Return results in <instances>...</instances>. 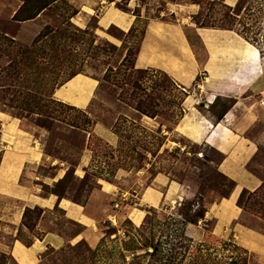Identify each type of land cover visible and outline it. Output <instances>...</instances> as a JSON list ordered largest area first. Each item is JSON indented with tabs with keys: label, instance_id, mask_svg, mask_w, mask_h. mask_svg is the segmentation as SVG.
<instances>
[{
	"label": "rangeland",
	"instance_id": "rangeland-1",
	"mask_svg": "<svg viewBox=\"0 0 264 264\" xmlns=\"http://www.w3.org/2000/svg\"><path fill=\"white\" fill-rule=\"evenodd\" d=\"M127 1H53L35 22L39 30L27 44L21 42L32 38L34 27L17 29L6 18L7 11L0 12V34L16 36L15 44L0 36V170L19 165L22 181H27L35 175L52 177L55 167H62L61 178L39 184L42 193L86 203L85 211L97 219L94 247L85 242L67 246L60 253L49 254L46 264H148L150 255L145 252L152 251L145 246L148 243H159L170 264H257L241 245L212 232L214 218L194 224L203 228V234L200 228L196 234L187 231L184 221L196 219L233 187V180L218 169L222 155L201 138L208 131L206 126H211L209 112L220 114L231 99H217L208 107L199 90L211 87L223 74L200 71L192 85L184 87L162 69H139L134 62L147 23L180 21L187 40L182 39L179 48L184 56L192 59L193 55L197 65L207 50L217 49L209 45L215 40L243 42L241 51L232 53L230 63L240 62L241 66L250 60L257 67L251 77L237 82L243 90L260 74V57L264 59V0H237L232 6L224 0ZM176 4H193L197 10L188 14L180 7L184 11L176 15L168 10L178 8ZM113 7L115 12L132 15L126 31L115 24L106 29L99 26L106 11L101 22L113 19L109 12ZM194 28L202 36L204 29H225L228 35L218 37L208 30L209 36L203 37L209 41L205 46ZM77 73L100 81L99 90L84 109L54 96L55 88ZM252 103L249 109L257 111L258 104ZM245 105L240 108L244 110ZM5 120L16 124L14 129L8 130ZM105 125L114 134L113 143L101 135ZM31 150L36 161L25 160ZM258 154L252 165L264 160V152ZM182 191L184 195L179 197ZM25 208L23 225L14 232L28 242L37 231L35 213ZM52 211L66 235L82 229L57 207ZM253 215L264 220L247 210L241 221L264 231V222ZM9 262L0 253V264Z\"/></svg>",
	"mask_w": 264,
	"mask_h": 264
},
{
	"label": "crops",
	"instance_id": "crops-1",
	"mask_svg": "<svg viewBox=\"0 0 264 264\" xmlns=\"http://www.w3.org/2000/svg\"><path fill=\"white\" fill-rule=\"evenodd\" d=\"M224 1L232 6L237 0ZM131 3H135V0H132ZM22 4L23 0H0V12L6 10L8 14L6 18L16 23L17 29L27 25L34 27L32 38L27 42L20 41L27 44L32 41L39 30L35 22L38 21L41 13L47 8L40 11L32 19L13 20V15ZM176 5L178 8L172 6L168 8L170 12L176 15L184 11L180 7H185L188 14L197 10V7L193 4ZM110 9L112 11L109 12H113V19L106 24L101 22V19L107 13L106 11L100 18L99 26L106 29L110 24H115L121 30L126 31L133 22L132 15L115 12V7ZM188 17L190 16L188 15ZM155 22L160 24L158 28L154 26ZM187 25L191 26V23ZM204 30L206 32L202 36L199 30L194 28L195 33L205 46L206 41L207 43L209 41L204 40L203 37L209 36L211 32L208 33V30L214 31L212 32L213 35L218 37L228 35L225 29ZM12 37L16 36L12 35ZM182 39L187 40L180 21L174 23L153 20L147 23L134 66L139 69L150 67L162 69L184 87L192 85L200 71L207 74L213 72L215 76L223 74V79L218 78L211 87L199 90L201 93L200 98L204 99L203 102L208 107H211L217 99H231V103L223 110L221 118H218L217 114L209 112L211 126H206L208 131L201 138H203V142L214 147L222 155L217 164L218 169L234 181V186L226 197H220L205 208L204 218H214L215 224L212 229L214 234L220 237H229V239L246 249L257 264H264V231L257 226L244 224L241 220L245 211L237 204L238 197L243 189L253 191L264 181V160L256 161L252 165L257 154L264 152V64L261 65L263 58L260 57V74L254 81L248 83L243 90H239L240 85L237 84L242 83L243 80L251 77L257 71V67L255 68L250 60L245 61L241 66L240 62L238 64H235V62L230 63L232 53L235 49L241 51L244 47L243 42L233 38L217 39L214 43L209 44L217 49L211 52L207 50V56H205L203 62L197 65L193 55L191 59L181 52L179 42ZM236 71H241V73L237 74ZM209 79V77H206L207 81ZM99 84L100 81L97 77L77 73L63 84L58 85L54 90V96L60 102L84 109L91 104L96 91L99 90ZM253 100L258 104L259 109L257 111L249 109L251 104L253 105ZM244 103H246V108L242 110L240 105ZM5 122L8 123L6 127L8 130L9 128L12 129V126H16L13 123L9 124L8 120H5ZM255 126H259L260 130L253 129ZM251 128L253 132H251ZM101 131L103 139L113 143L115 138L110 126H102ZM21 136L25 139L24 135L18 137L22 138ZM23 145L26 147L27 143L23 142ZM26 155H28V158L25 159L27 161L37 160L33 150ZM52 164L55 166L54 163ZM64 171L62 167H55L52 177L40 175V178H38L35 175L31 180L22 181L23 169L21 166L16 165L11 169H6L5 172H3V169L0 170V197L2 199H0V253L7 255L11 264H46L49 254L60 253L67 246L72 247L80 242H85L89 247H94L97 244L98 238L95 239L97 231L96 218L85 211L86 203L81 205L64 195L43 194L39 188L40 183L50 184L57 178H61ZM182 195H184L183 191L179 193V197ZM36 205L44 209L35 223L37 235H31L29 243H24L16 237L14 231L18 232L23 225L21 221L24 208ZM55 207L61 210L63 214L65 213L64 216L67 219L77 223L82 229L70 236L61 231L59 217L53 215L54 211L52 210ZM253 216L257 221L264 222L263 218ZM186 228L187 231H193L195 234L200 229H202V234L204 231L201 226L192 223L187 224Z\"/></svg>",
	"mask_w": 264,
	"mask_h": 264
},
{
	"label": "trees",
	"instance_id": "trees-1",
	"mask_svg": "<svg viewBox=\"0 0 264 264\" xmlns=\"http://www.w3.org/2000/svg\"><path fill=\"white\" fill-rule=\"evenodd\" d=\"M53 1L56 0H23V4L19 8V10L13 15L12 19L13 20H18V21H23L27 19H32L34 18L41 10L45 9L52 3ZM30 2L31 4H29ZM230 8V6H228ZM213 24H211L212 26ZM223 27V25H222ZM1 38L8 40L12 44H15V39L9 38L7 35H1ZM38 40V39H36ZM35 40V42H36ZM215 103V101H214ZM213 103V104H214ZM227 107V106H226ZM225 107V108H226ZM224 108V109H225ZM137 109L141 111L142 113L148 114V111L142 110L141 108ZM223 109V110H224ZM223 115V111L218 114V118H221ZM233 186H234V181H233ZM233 188V187H232ZM237 204L244 210V211H254L258 213L260 216H264V181L262 184L255 190L249 191L247 189H243L238 197ZM26 211L29 212H34L35 213V223L41 216L43 209L40 208L39 206H34L33 208L26 207ZM205 215V209L196 216V219H184V221L188 223H193L196 224L197 220L204 218ZM24 214L22 215V221H23ZM21 221V222H22ZM23 223V222H22ZM34 223V227H35ZM190 239V238H188ZM21 240V239H20ZM24 243H29L23 241ZM225 243V242H224ZM146 247H151L152 251L149 253L146 251L145 254H149V263L148 264H170V261H168L167 258H165V254L162 253V251L159 248V243H148L145 245ZM234 247H236V244H233ZM135 249V248H134ZM243 249V247H242ZM247 251L246 249H243Z\"/></svg>",
	"mask_w": 264,
	"mask_h": 264
}]
</instances>
